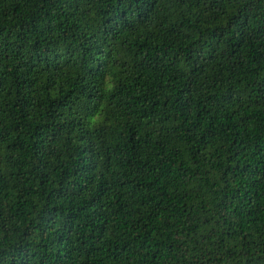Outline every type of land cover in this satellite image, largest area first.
<instances>
[{"label": "trees", "instance_id": "16d2710c", "mask_svg": "<svg viewBox=\"0 0 264 264\" xmlns=\"http://www.w3.org/2000/svg\"><path fill=\"white\" fill-rule=\"evenodd\" d=\"M0 264H264V0H0Z\"/></svg>", "mask_w": 264, "mask_h": 264}]
</instances>
